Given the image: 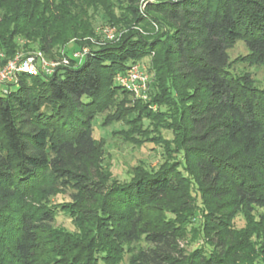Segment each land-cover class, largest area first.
<instances>
[{
  "label": "trees",
  "instance_id": "16d2710c",
  "mask_svg": "<svg viewBox=\"0 0 264 264\" xmlns=\"http://www.w3.org/2000/svg\"><path fill=\"white\" fill-rule=\"evenodd\" d=\"M143 5L0 0L6 57L36 49L60 58L71 43L88 50L81 60L64 53L68 64L51 76L19 75L18 86L0 96V264H120L127 253L129 264H264V216L252 215L264 208V87L233 75L228 59L242 42L246 62L264 66V0ZM93 13L122 27L118 41L91 44ZM148 27L159 33L149 35ZM144 58L155 79L156 113L126 108L129 94L113 81ZM117 97L115 121L181 160L125 181L103 174L93 121ZM159 128L173 139L159 140ZM60 193L71 202L52 205ZM165 207L174 219L148 214ZM197 212L210 238L186 253L179 240ZM58 213L74 232L54 226ZM240 213L246 226L237 231L231 221Z\"/></svg>",
  "mask_w": 264,
  "mask_h": 264
},
{
  "label": "rangeland",
  "instance_id": "374dc122",
  "mask_svg": "<svg viewBox=\"0 0 264 264\" xmlns=\"http://www.w3.org/2000/svg\"><path fill=\"white\" fill-rule=\"evenodd\" d=\"M154 0H141L143 9L144 4L152 3ZM92 25L95 31V37L92 39L91 44L95 46H101L106 43H113L119 40V37L123 33L121 26H114L108 23L101 13L92 14ZM137 30V28H134ZM149 35L158 34V27L153 29L148 27ZM73 44L67 45L65 48L59 50L61 56L56 57L55 59L44 57L48 61H56L60 66L64 61V53H68L70 56L77 52L73 48ZM86 49L87 48H83ZM88 51V50H87ZM2 52V51H1ZM39 53L36 49L31 50L30 52H24L19 50L16 54L21 55L22 57L29 54L35 55ZM15 55L10 57H5L2 59V64H4L8 59L13 58ZM246 57H248V51L242 42H236L232 48L228 51V59L230 62V71L235 76L248 75L250 76L253 85L257 88L264 87V66H255L250 65L246 62ZM149 58H144L141 61L133 64L130 68H134V71L139 75V80L135 83V89H125L123 90L128 92V97L125 102L126 108H133L134 105H138L150 111L156 113L159 109V106L155 104L152 100V95L155 93V79L153 73L150 71ZM57 66L55 68H57ZM129 68V69H130ZM128 72V71H127ZM126 72V73H127ZM124 73L123 75H126ZM121 75V74H120ZM116 75L113 81H117ZM119 86V85H118ZM1 90V88H0ZM2 93L0 92V96ZM121 98L117 97L112 106L102 112L101 115L97 116L93 121V138L98 142H101V157L100 162L102 165L103 174H109L113 179L119 181L128 180L132 175L141 173L143 169L154 171L159 169L162 165L166 166L172 162L180 161L181 156L176 155L173 150H170L167 153L170 155H165L164 151L154 145L151 142L142 143L140 142V137L135 132H130V129L123 123V121H115L114 113L117 103ZM157 100L160 98L156 97ZM103 123H106L103 127ZM160 125V124H159ZM164 128H170V124L165 122ZM132 131V130H131ZM156 136L159 140H172L173 133L164 129H157ZM172 149V146L167 147ZM166 153V151H165ZM180 159V160H179ZM189 179V177H187ZM192 196H194V205L197 207V211L202 208V199H200V194L198 192V186L194 183L190 189ZM49 202L52 205H63L70 203V197L68 194L60 193L49 199ZM160 213H156L155 210L150 211L148 214L153 217L165 218L167 220L174 219V214L165 207L163 210H160ZM205 213V212H204ZM197 217L195 220L192 219L190 224H187L185 228V234L182 239L179 240V245L182 250L186 253H190L195 248L199 247L202 244H205L210 237L207 236L206 232H202L201 227V214L197 212ZM255 220L258 219L259 215L264 216V208L254 209L252 212ZM150 219V218H149ZM192 221H195L192 223ZM233 229L239 231L246 226V218L243 214H236L231 221ZM54 226L59 229H63L67 232H74V227L72 226L71 220L64 214L58 213L56 216ZM251 243H256L257 240L253 237ZM142 246V244H140ZM210 247L209 245H207ZM255 249H257L255 247ZM129 254H124L122 262L120 264H129L128 263Z\"/></svg>",
  "mask_w": 264,
  "mask_h": 264
},
{
  "label": "built area",
  "instance_id": "2783aa9c",
  "mask_svg": "<svg viewBox=\"0 0 264 264\" xmlns=\"http://www.w3.org/2000/svg\"><path fill=\"white\" fill-rule=\"evenodd\" d=\"M88 51L82 49L72 54V58L75 60H81ZM6 56L0 51V92L7 94L13 91L18 86V77L21 74H27L31 76H51L58 62L48 61L44 55L39 52L35 55H27L22 57L19 54H15L13 58L8 59L2 64V59ZM68 59L64 58L62 65H67ZM58 67V66H57ZM139 80V75L134 71V68H130L126 75H119L117 77L116 84L125 89H135V83Z\"/></svg>",
  "mask_w": 264,
  "mask_h": 264
}]
</instances>
